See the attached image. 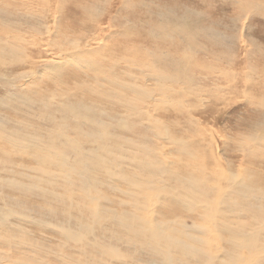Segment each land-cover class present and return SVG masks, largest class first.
I'll return each mask as SVG.
<instances>
[{
	"label": "bare ground",
	"instance_id": "1",
	"mask_svg": "<svg viewBox=\"0 0 264 264\" xmlns=\"http://www.w3.org/2000/svg\"><path fill=\"white\" fill-rule=\"evenodd\" d=\"M20 1L0 0L2 6L11 2L15 9L12 12L5 8L8 10L6 12L0 6V31L4 29V32L0 33V87L8 91L6 97H3V104L10 112L19 111L20 107L15 109L9 103H15L16 97L21 98L24 95L12 91L28 88L27 84L35 83L37 87L45 84L49 88L64 87L66 91L73 87L75 94L60 95L61 101H54L50 91H47L36 99L29 100L26 107L40 108L42 111H37L39 116L59 114L62 122L67 125L72 121L70 128L72 133L77 131L81 138L68 137L69 129L63 130L60 135L64 142L61 146H55L52 141L53 133L57 129H52L44 138L41 139L40 136L34 142H28L25 138L30 134L20 131L24 128V123L19 120L18 114L13 113L12 124L0 119V126L4 127V130L0 129V141L7 144L10 149L32 158V161L44 165L45 175L49 181L51 180L46 182V185H54L55 181H62L66 185L63 187L66 194L78 189L81 200H90L92 188L96 189L104 183L101 178L105 177L107 181L109 187L106 189L114 190L116 187L114 188L112 181L117 178L119 185L137 189L133 192H126L127 189L123 191L126 192L127 200H131V205L135 208L140 207L141 210L126 214L117 213L115 210L116 213L111 214L100 212L101 219L107 217L116 230L110 232L100 225L98 228V221L93 224L86 221L85 205L77 214L70 213L66 204L59 209L56 206L63 198L47 195L33 187L20 186L13 177L15 180L13 189L17 191L20 189L22 195L32 196L36 202L42 201L43 205L38 206L32 202L9 203L4 209L0 208V239L5 241L1 243L5 245L4 248L12 251L9 264H264V172L261 173L260 170L261 165L264 166L263 161L261 164V160H264V122H261L264 119V83L259 81L261 74L259 66L251 65V55H257L256 51L254 52L255 46L252 45L247 49L243 45L244 48L240 51L236 47V42L233 43L234 35L227 34L224 40L231 45V51L226 54L220 53L222 49L219 53L214 52L223 57L224 61L209 53L210 51L207 55L217 60H202L196 53L204 51L205 47L201 45L202 43H197V39L200 36L204 37L203 39L212 36L211 40H213L215 32H205L206 29L210 31L207 27L205 29V25L199 27L203 22H194L198 12L188 7H186L188 13L186 17L198 24L189 26L183 22L178 24L164 16L161 19L154 18L152 22L149 12L151 7L143 0H88L82 4L83 7L90 9L86 22L81 20L84 21L83 28L82 26V29L80 28V20H76L75 24L79 23L77 29L81 30L69 33L70 31L64 27V23L66 26L69 23L68 19L58 18L56 15L64 13V2L70 4L75 0H57L58 2L48 0L49 10L54 13L50 14V17L46 13H38L39 11L32 12L25 6L26 3ZM24 1L33 3L32 0ZM183 1L185 2L182 0L180 3ZM195 1L205 3L202 0ZM170 2L174 5L175 0ZM228 2L232 4L236 2L239 11L243 13L249 11L258 14L264 8V2L262 3L261 0H228ZM117 4L122 6L128 16L138 21H132L136 27L132 29L131 24L125 22L118 30L113 27L116 18L111 12ZM168 4L156 6L164 10ZM175 5L179 10L183 8L177 2ZM21 7L23 8L19 10ZM41 17L45 18L47 24ZM226 18H231L232 26L237 30L238 20L236 21L233 14ZM33 19L36 27L31 29L28 25ZM49 20H52L51 24ZM103 23L108 24L101 29ZM59 24L61 25L58 28ZM151 25L159 26L155 29L159 34L165 35L162 39L165 45H156L149 34H145L143 38L136 37L144 35V28L150 33ZM250 29L251 27H248V31H244L242 35L247 37L245 39L248 42ZM240 41L243 42L244 39L241 38ZM115 45H118V48H115ZM260 57L259 65L264 63V57L262 55ZM225 63L229 68L240 65L246 68L248 64L250 67L247 74L258 78H252L250 81L247 78L249 76H244L242 81L239 80L240 86L243 84L241 89L240 87L224 89L223 84L226 81L227 84L233 81L234 77L215 68ZM62 65L71 66L72 74L56 81L60 76L58 67ZM263 67L260 69H264ZM212 69L224 73L223 83L222 79L212 80L201 76L211 74ZM78 73L83 74V77ZM185 74L190 75V78ZM235 84L237 85V81ZM258 89L260 90L257 91ZM76 91L79 92L78 95ZM226 91L229 95L233 93V103L243 97L247 111L249 110L244 118L238 119V123L243 124L246 132L241 133V130L237 138H235L236 134H231L228 137L229 141L226 139L230 143V149H226V153L240 151L242 155L240 158L236 155L239 159L234 160L238 163L235 168L231 158L227 159L226 165H221L215 149H207V153L203 151L213 162L212 165H208L197 158V152L191 155V152L184 150L183 146L179 147L183 135L186 134L181 130L185 125L194 128L193 138H196L200 144L201 132L208 129L202 126L198 114L206 120L213 118L216 113L213 105L217 101L221 102V95ZM191 94L193 97L189 101L190 107L194 106L196 110L197 106L206 104L201 108L202 111L192 113L195 110L186 111L182 108L186 96ZM144 103H148L149 107L141 108V104ZM168 103L177 107L173 109L174 113L171 114V111L167 114L176 119L168 121V125L173 128L172 131L175 129L180 137H175L173 140L178 150H175L177 159H172L171 163L175 164L173 168H181L183 175L187 176L164 173V178L157 177V179L159 183L174 179L175 185L178 186L176 193H169L165 184H158L157 187L150 184L152 182L150 179L154 176L156 178L157 173L154 170L159 166L151 161V156L155 154H152L153 149L150 150V144L152 142L159 149V147L163 148V144L170 142L166 132L157 135L161 137L159 139L150 132L154 129L158 132L165 131L166 128L167 131L169 130L168 127L164 129L158 122L160 118L158 113H165ZM64 106L69 108L64 110ZM153 112L155 115L152 114ZM183 116L186 117L185 122ZM123 117L132 118L136 129H133L131 124L127 125V121L122 123ZM125 140L147 142L144 147L131 143L138 151L141 150L142 158L137 161L134 159L136 163L127 172L119 166L121 161L117 163L120 156L117 161L110 158L108 154L111 151H107L113 144L118 150L125 149L124 146H129L128 141ZM96 142L100 146L97 149L93 147ZM103 148L106 149L105 155L101 153ZM244 164L252 167H254L252 164H257L254 169H259V177L250 176V169L241 168ZM10 172L15 171L10 170ZM138 177L142 179L139 180ZM186 178H189L190 182ZM189 183L196 188L190 190ZM152 187L157 191L150 192ZM140 191L148 193L142 202H139L136 194ZM76 210H79L78 206ZM182 216L188 218L187 222L182 221ZM19 217L35 223L41 231L47 228L62 235L58 241L60 250L66 252L63 258L53 252L52 246L49 248L44 245L38 246L35 238L26 237L23 234L25 230L20 227L22 224L15 223ZM201 226H205L207 231ZM16 229H20V236L15 233ZM216 232L223 235L219 239L220 242H216L218 240L213 237L214 234H211ZM188 233L201 234L203 238L192 239ZM12 239H18L19 243L13 244L16 242H12ZM119 241L124 250L117 246ZM24 248H27L25 252ZM2 256H0V264H5Z\"/></svg>",
	"mask_w": 264,
	"mask_h": 264
},
{
	"label": "rangeland",
	"instance_id": "2",
	"mask_svg": "<svg viewBox=\"0 0 264 264\" xmlns=\"http://www.w3.org/2000/svg\"><path fill=\"white\" fill-rule=\"evenodd\" d=\"M32 1H33L32 4L30 3L31 1L28 2V1H24V0H21L20 3H23V4L26 3L25 6L29 10H31L32 12H34V10H35V11H39L38 13H40V14L46 13L49 15V17H50V14L53 13L51 10H49L50 4H49L48 0H32ZM86 1H88V0H81L79 3V0H75L74 3H70V4L64 2L63 3L64 13L56 15L58 18L63 17L64 19L65 18L68 19L69 23H67V26H66V23H64V27H65V29L70 31L69 33H74V31H79V29L83 25L84 21L86 22V19H87L86 17L88 16V13L90 11L89 8L82 6V4ZM143 1L147 5L149 4L150 6L149 5L148 6L151 7V10L149 12L151 14V18H152L151 21L152 22L154 21V18L155 19H161L162 16H164L167 19H169L170 21L176 22L178 24L180 22H183L187 26L198 24V23H194V22L201 21V22H203L202 23L203 25L200 24L199 27H203L205 25V29H206V27L210 29V31H208L207 29L204 30L205 32H207V33L215 32V39H213L214 41L211 40L212 36H210V38H209L210 40L206 39V38L203 39L204 37H201V36L197 39V43H200V44L202 43L201 45L205 47V49H204L205 52L204 51H202V52L198 51L196 53V55L201 56L202 60H208V61L209 60H217V59H215V57H220V56L216 55L214 52L219 53L220 49H222V51H220L221 54H226L229 51H231V45L224 40V37H226L227 34L230 36L234 35L235 40L233 41V43L236 42L235 43L236 47H238V49L240 51L244 48L243 45H245V47L247 49H249L252 45L255 46L254 52L256 51L257 55H254V54L251 55L252 56V58H250V60L252 62L251 65H255L257 67L259 66V70H260L261 74L259 77L260 80L259 79L258 80L260 82L264 83V69H262V68L260 69V67L264 66V63H261V65H259L260 64V58H261L260 55H262L264 57V8H263V11L261 10L262 12L259 11V13H258L259 15H258V14H254L253 12H249V11L243 13L242 11H239V6L236 4V2L234 4H232L231 2H228V0H202V1H205V3H201V2L197 3L195 0H189V1L185 0V2L183 1V3H180V1H182V0H175L174 5L170 2V0H155V1L143 0ZM197 1H199V0H197ZM233 1H237V0H233ZM261 1H262V3L264 2V0H261ZM56 2H58V1L56 0ZM163 2L169 3L166 6V8L164 10L162 8H157L156 5H162V4H164ZM176 2L179 3L183 8L179 10L178 7L175 5ZM51 4H52V2H51ZM79 5H81V8H79ZM0 6L2 7L3 11H6V12H8V10H10L12 12L15 11V9L13 8L14 5L11 2H7L6 4H3V6L0 4ZM25 6H23V7H25ZM23 7H21L19 10H21ZM186 7H188L189 9H195V11L198 12V17H197V19H195L194 22H192L191 20H188V18L186 17L188 14ZM5 8H7L8 10H6ZM40 10H42V11H40ZM231 14H233L236 21L238 20L237 21L238 22L237 30H234V27L232 26L231 18H226L228 15H231ZM0 15H1V13H0ZM111 15H113V17L116 18V21L114 22L113 27L116 28L117 30L120 28V25L124 22L131 24L132 29H133V27H136L135 24L132 23V21L138 22L133 17L128 16L126 11L124 9H122V6L120 4L116 5L115 9L112 10ZM248 16H249V18H248ZM179 18H182V19H179ZM82 19L84 21H81ZM42 20L45 24H47V21L45 20V18H42ZM76 20H80V28L79 29H77V25L79 23L75 24ZM49 21L51 24L52 20H49ZM155 22H157V21H155ZM223 22H225V23H223ZM106 24H108V23H105L101 29L105 28ZM60 25L61 24L57 25V27L59 28ZM143 26H144V24H143ZM28 27H30L31 29L36 27V22L34 19L32 20V23L30 25H28ZM158 27L159 26L151 25L150 26V33L146 32L145 28H144V35H137L136 37H142L143 38L145 36V34H149L151 36L152 40H154V43L156 45H158V46L165 45L164 41L162 40L165 38V35L159 34L157 32V30L155 28H158ZM248 27H251V29L249 30L250 36H248L249 42L246 41V39H245L247 37L242 36L244 34L243 33L244 31L245 32L248 31ZM82 28H83V26H82ZM169 28L170 27L168 26L167 29H169ZM3 30L4 29H2L0 31V33L4 32ZM217 30H219V31H217ZM137 32L140 33L139 31H137ZM133 34H135V33L133 32ZM238 37H239V39H238ZM241 38L244 39L245 42L240 41ZM211 41H213V42H211ZM215 43H218V44H215ZM205 44H206V46H205ZM112 45H114V42H112ZM115 48H118V45H115ZM226 50H227V52H226ZM208 51H210L209 53H212L215 57L213 58L212 56L207 55V54H209ZM242 56H243V54L240 55V57H242ZM220 58H221V61H224L223 57H220ZM249 67H250V65L246 64V68L241 67V65L229 68L226 66V63H225V64H222L221 66L216 67L215 69H221L222 71L226 72V74L228 76L234 77L233 81H230L228 84L226 81L223 84L224 89L225 88L226 89H228V88L233 89V87H240V89H241V86L243 84H241V86H240V83L242 81L241 79H243L244 76H249L247 78L250 79V81L252 78L253 79L258 78L256 76H250L249 74H247L248 73L247 70ZM70 70H71V66H68V65H62V66L58 67V71L60 72V76L58 77V79L56 81H59L62 77H65L68 74H72L70 72ZM213 70L214 69H212L210 71L211 74H209L207 76H205V74L204 75L202 74L201 76L210 78L212 80L218 79L221 81V79H222V83H223V77L225 76L224 73H222V71L220 73V71L218 72L216 70H214V71ZM213 72H214V74H213ZM78 74H80V73H78ZM222 74H223V76H222ZM185 76L187 78H190V75L185 74ZM80 77H83V74H80ZM45 80H48V79H45ZM239 80H241V81H239ZM78 81H80V80H78ZM208 81H210V80H208ZM235 81H237V85L235 84ZM26 83L27 82H25V84ZM210 83H212V81H210ZM232 85H234V86H232ZM26 86L30 89L23 88L20 90L12 91V93L13 92H21L24 95V97H21V98L16 97V99L18 101L15 100L14 101L15 103H12V102L9 103L15 109H16V107H18V109L20 107L19 111H16V112L8 111L6 106L3 104V97H6V95L8 94V91L5 90L3 87H0V119L1 120L9 121L12 124L13 123V116H12L13 113L18 114L19 120H21L24 123V128L21 129L20 131L27 133V134H30L27 138H25L28 142H34L35 139H37L40 136H41V139L44 138L45 136L50 134V131L52 129H57L53 133L54 140L52 141V144H54L55 146H61V144L64 142L63 138L60 135V132L63 130L69 129V131L67 133L68 137H75V136L78 137L79 136L78 138L79 139L81 138L80 133H78L77 131H75L76 133H72L73 131L70 129V128H72V121L70 122V125H67V124H64L62 122V117L59 114H48V115L39 116L40 114L38 112L42 111L40 108H37L34 106L31 108L26 107V105L29 104V102H30L29 100H34L37 97H39L40 95H43L44 93H46L47 91H50L54 101H61L59 99L60 95H62V94H68V95L75 94L73 87H70L71 91L70 90L66 91L67 89L64 87L49 88V86L45 85V84L44 85L40 84L39 87H37V85L35 83L32 85L27 84ZM212 86L213 85H211V87ZM195 90H194V93L196 94L197 90L196 91ZM259 90L260 89H258L257 91H259ZM53 93H55L56 95H53ZM78 94H79V92L76 91V95H78ZM191 95L186 96L185 100L187 103H185V100L182 103L183 104L182 108L186 111L195 110L194 106L190 107V105H189L190 104L189 101L193 97V95L192 96ZM221 97H222L221 102L217 101V103L215 104L216 106L213 105V107L216 111V113H214L213 118H211V119L208 118L206 120V119H203L201 117V114L197 113L198 117L200 118V121L203 124L202 126H204L205 129H208L207 131L201 132L200 137H199L200 138V144H198V141L196 140V138H193L194 128H190L188 125H185V127L181 130L186 134L183 135V138H182L183 141L179 145V147L183 146L184 150H187V152H191V155L193 152H197V154H198L197 158L199 160H201L202 163H207L208 165H212L213 162H211V160H209L207 158L205 153L208 152L207 149H215L217 159H219L221 165L222 164L226 165L228 163L227 159L231 158L233 165H234L233 167L235 168L238 163L234 160L238 157L240 158L242 155H241L240 151H237L235 153L228 151L226 153L225 150L230 149V143L228 142L229 141L228 137L231 134H236L235 138H237L239 131L242 130L241 133L246 132V130H244L245 127L242 126L243 124H241V122L238 123V119L239 118L242 119V117L244 118L245 114H247L249 112V110L247 111V106L245 105V101H244L243 97H242V99L241 98L238 99V97H236V99H238V100L235 101L234 103H233V100H234L233 99V93L231 95H229L226 91V93H223L221 95ZM170 104L171 103H168L166 105V107H167L166 112L167 113L166 112L165 113H158L160 115V118H158L159 124L161 123L160 125L164 129H165V127H168L170 132H169V130L167 131V128L165 129V131H162V132H158L156 129H154L153 132H150L152 135L156 136L155 137L156 139L161 138V137H157V135L165 134V132H166V135H168L169 139H170L169 143L163 144V148L159 147V149H158V146L154 145L152 142L150 144V150L153 149V150H151V152H152V154L153 153L155 154V155L151 156V158H152L151 161L156 163V165H159V166H156V168L154 170L157 173V175L155 173L156 178L154 176L152 179H150L152 181L150 184L155 185L154 187H157L158 184H165L166 189H167V191H169V193H176L178 191V186L175 185L174 179H169V182L165 181L164 183H162V182L159 183V181L157 179V177L164 178V173H166V175L168 173H171L174 175V173H175V175L180 176V177L187 176V175H183L181 168H179V167L173 168L175 166V164L171 163L172 159H174V160L177 159V157L175 156V150H178V149H176V147H178V146H177V144L174 143L173 140L175 139V137H177V138L179 137V133L175 129H174V131H172L173 128L169 127V125H168V121H175L176 120L173 117L167 115L171 111H172L171 114L174 113L175 111L173 109L177 108L176 106H173ZM204 105H206V104H201V105L197 106L196 110L193 111L192 113H195L199 110L202 111L201 108H204L203 107ZM210 106H212V105L210 104ZM147 107H149L148 103L141 104V108H147ZM27 108L30 109L31 111H29ZM67 108H69V106H64V110H66ZM152 114L155 115V112H153ZM178 118L181 120L180 115H178ZM185 119H186V117L183 116V122H185L184 121ZM125 121H127V125L131 124L132 128L136 129V124L132 121V118L123 117L122 123ZM261 122H264V119H262ZM11 124H10V126H11ZM241 127H243V128L240 129ZM0 129L4 130V127L0 126ZM164 129H162V130H164ZM135 132H137V131H135ZM70 134H72V135H70ZM125 138H128V137H125ZM129 138H132V137H129ZM125 141H128L129 146L126 145V146H124L125 149H119L121 152L118 149H116V147H114V144L107 151L108 152L111 151V153L109 152L108 156L112 159L117 160L118 157L120 156L119 161L117 160L118 161L117 163H119L120 161L124 162V163L126 162L125 165H124V163L120 162L121 164L119 163V166L122 167V170L126 169V171H124V172H127L132 168V165L134 163H136L137 160H141V158H142L141 150L138 151L137 148L134 147V145H138V146L143 145V147H144L147 144V142H144V141L136 142V141H130V140H125ZM241 142H242V140H241ZM131 143H134V145H132ZM184 143H185V145H182ZM152 145H153V147H152ZM93 147H95L97 149L100 146L96 142L95 144H93ZM105 150L106 149L103 148L101 151V153L104 155L106 152ZM164 150H165V152H164ZM155 151H156V153H155ZM16 152L17 151L10 149L7 144L0 141V208L1 209H4L6 207V205L9 203L25 204V203L32 202L34 204H38V206L43 205L42 201L37 200V202H36V200L32 196L22 195L23 192H21L20 189H18V191H17V189H13V183L15 181L13 179V177H14L19 182L20 186H25L26 188L33 187V188L38 189L39 191H41L47 195H50L53 197H58V198H63L62 202L59 203L58 206H56L59 209L64 204H66L67 207L69 206L68 208L70 210V213L77 214L78 212L82 211V209L84 207L83 205H85V207H86L85 212L87 214H85L84 216H85L86 221L89 224H91V223L93 224L95 221H98V223H97L98 228L100 225L102 228L110 230V232H116V230L113 229V226L109 222L110 220L107 217L104 218L106 221L104 219H101L100 212H102V213L106 212V214H111V213H116V212L117 213L124 212L126 214V213H135V212H138L141 210L140 207H137V208L133 207L131 205L132 204L131 200L130 201L127 200L126 194H125L128 191L133 192L137 189L134 190L133 187H130V188H132V189H130L128 187L122 186V184L119 185L117 178L115 180L113 179V181H112V183L114 184V188L116 187V190L106 189L109 186L107 185V181L105 180V177H103L101 179H102V182H104V183L102 185L96 187V189L92 188V190H91L92 194L89 197L90 200H87V199L81 200L80 199L81 196H78V195H81V193L78 189H74L72 192L66 194V190L63 188L66 185L62 181H55L56 184H54V185H46V182H51V180L49 181L45 175V172H44L45 166L36 162V161H32L33 160L32 158L30 159L27 156L22 155L21 152L20 153L19 152L16 153ZM135 152H136V154H135ZM163 153L166 156H164ZM130 155L132 156V158ZM17 157H19V158H17ZM129 159H130V161H129ZM132 160L134 162H132ZM262 161L264 162V160H261V162ZM263 162L261 164H263ZM122 165H124V166H122ZM252 165H254V167L257 166V164H252ZM120 167H115V168L119 169ZM254 167L250 166L249 164H244L241 166L242 169H245V168L250 169L251 170L249 172L250 176H254V178H257L256 176L259 177V173H258L259 169L257 168L256 169L257 171H256L254 169ZM262 167H264V166L261 165V167H260L261 173L264 172V168H262ZM160 169H163V170L164 169H170V171H163V170L160 171ZM10 170H14L15 172L11 173ZM49 170H50V172L53 173V171L51 169H49ZM138 178H139V180L142 179V178L140 179V177H138ZM186 179H188V181L190 182L189 178H186ZM180 180H182V179H180ZM118 186H119V188H118ZM188 186H189L190 190L192 188L194 189V187H195L194 185L192 186L190 183ZM154 187H152V191H150V192L154 193L157 191L156 188L153 189ZM125 189H127L126 192L123 191ZM118 190H120V192ZM116 192H118V193H116ZM140 192H137L136 194H137V198L140 200L139 202H142V200H144V198L146 197V195L148 193L146 191H140ZM142 193H144V194H142ZM120 195H121V197H120ZM186 199L187 200H193L191 198H186ZM14 200H18V201H14ZM185 202H188V201H185ZM101 204H103V205H101ZM104 205H106V206L104 207ZM73 206L75 207V209ZM77 206H78L79 210H76ZM95 206H97V207H95ZM102 207H104V210ZM114 210L116 212H114ZM95 211H98V212H95ZM181 219H182V221L184 220L185 222H187L188 218H185L184 216H182ZM15 223H19L20 225L22 224L20 227L23 228V231L25 230V233H23V234L26 237L35 238L36 239L35 242L38 243L37 244L38 246L44 245V247H46V248H49L50 246H52L51 249H53V252L59 254L60 257L63 258V255L66 252L60 250V245H59L58 240L61 239L62 235H60L57 231H53L52 229L49 231L47 228L43 229L41 231L39 229V226H37L35 223L26 221L25 219L20 218V217L15 220ZM201 228L204 230L205 226H201ZM204 231H207V230L205 229ZM15 233L20 236L21 235L20 229H16ZM195 234L188 233V235L192 239H195V238L202 239L203 238V236H201V234H199V235L197 233H195ZM211 234H214L213 237H215V239L218 240L216 242H220L219 239L221 238V236L223 237L222 234H218L217 232L211 233ZM207 238H208V236H207ZM183 241L188 242L187 240H183ZM1 242H5L4 239H0V256L3 255L2 257L5 260L4 263L9 264L10 263L9 261H11V259H12V254H11L12 251L4 248L5 245H3ZM12 242H16L13 244H18L19 240L18 239H12ZM36 243H34V244H36ZM58 245H59V247H58ZM117 246H120L124 250V247H122V243L120 241L118 242ZM212 246L215 247V245H212ZM23 250L25 252L27 250V248H24ZM51 261H53V260H51ZM54 264H58V263H54Z\"/></svg>",
	"mask_w": 264,
	"mask_h": 264
}]
</instances>
